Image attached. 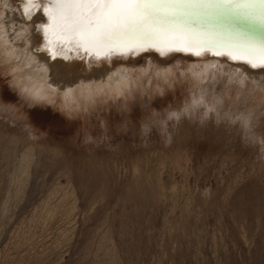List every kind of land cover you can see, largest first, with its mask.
Instances as JSON below:
<instances>
[{
  "label": "rangeland",
  "instance_id": "374dc122",
  "mask_svg": "<svg viewBox=\"0 0 264 264\" xmlns=\"http://www.w3.org/2000/svg\"><path fill=\"white\" fill-rule=\"evenodd\" d=\"M2 50L0 264H264V87L141 61L69 111L21 96Z\"/></svg>",
  "mask_w": 264,
  "mask_h": 264
},
{
  "label": "snow or ice",
  "instance_id": "6c2138e0",
  "mask_svg": "<svg viewBox=\"0 0 264 264\" xmlns=\"http://www.w3.org/2000/svg\"><path fill=\"white\" fill-rule=\"evenodd\" d=\"M37 7L47 17L38 50L52 60L210 53L264 70V42L223 23L239 19L264 29V0H23V17L31 20Z\"/></svg>",
  "mask_w": 264,
  "mask_h": 264
},
{
  "label": "bare ground",
  "instance_id": "6f19581e",
  "mask_svg": "<svg viewBox=\"0 0 264 264\" xmlns=\"http://www.w3.org/2000/svg\"><path fill=\"white\" fill-rule=\"evenodd\" d=\"M5 1L4 5L8 2V8L6 11L3 9L5 18H0V48L3 47V58L18 71L15 76L18 79L17 91L30 104L41 103L46 99L49 101L57 96L55 91L59 90L63 105L71 111L73 108H89L99 94L107 93L108 98L110 94H116L120 90L131 93V71L141 61L146 70L150 66L155 67L161 78L169 77L180 59L189 63L186 68L193 83L207 79L208 73L217 70L236 77L240 88L245 84L244 80L264 87V70L251 69L224 57H214L210 53L202 57L179 52L162 56L156 51H148L127 57H113L109 61L52 60L46 51L38 50L44 46L39 26L47 23L43 11L37 7L32 19L26 20L21 9L23 0ZM223 23L236 33L253 36L264 42V29L256 28L247 21L230 19ZM230 87L233 85L230 84ZM28 160V155L24 154L22 165L27 164Z\"/></svg>",
  "mask_w": 264,
  "mask_h": 264
}]
</instances>
